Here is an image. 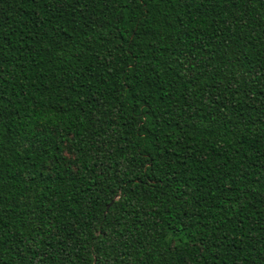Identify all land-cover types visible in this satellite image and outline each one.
<instances>
[{
	"label": "trees",
	"instance_id": "trees-1",
	"mask_svg": "<svg viewBox=\"0 0 264 264\" xmlns=\"http://www.w3.org/2000/svg\"><path fill=\"white\" fill-rule=\"evenodd\" d=\"M0 264H264V0H0Z\"/></svg>",
	"mask_w": 264,
	"mask_h": 264
}]
</instances>
